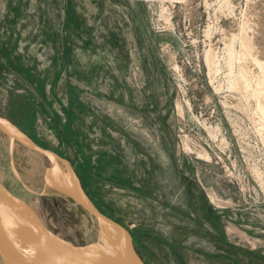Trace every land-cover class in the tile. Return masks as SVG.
I'll return each mask as SVG.
<instances>
[{
    "label": "rangeland",
    "instance_id": "1",
    "mask_svg": "<svg viewBox=\"0 0 264 264\" xmlns=\"http://www.w3.org/2000/svg\"><path fill=\"white\" fill-rule=\"evenodd\" d=\"M8 29L0 119L68 159L145 264H264V0H0V47ZM58 163L0 131V183L101 242Z\"/></svg>",
    "mask_w": 264,
    "mask_h": 264
},
{
    "label": "water",
    "instance_id": "2",
    "mask_svg": "<svg viewBox=\"0 0 264 264\" xmlns=\"http://www.w3.org/2000/svg\"><path fill=\"white\" fill-rule=\"evenodd\" d=\"M0 131L23 146L49 157L53 162H61L72 184L64 185L62 189L104 229H109L112 236L116 235L120 239L121 245L117 243L116 246L126 255L124 261L117 260L90 250L97 247L98 243L79 246L66 241L50 231L25 200L0 183V258L3 264H83L73 263L71 259L74 257L84 260V264H145L137 253L128 230L94 205L68 159L8 127L2 119ZM15 212L21 214L25 220L23 230L16 228L18 225H15Z\"/></svg>",
    "mask_w": 264,
    "mask_h": 264
},
{
    "label": "bare ground",
    "instance_id": "3",
    "mask_svg": "<svg viewBox=\"0 0 264 264\" xmlns=\"http://www.w3.org/2000/svg\"><path fill=\"white\" fill-rule=\"evenodd\" d=\"M5 123L8 127L13 129V127L9 123H7V122H5ZM59 170H61V171H59ZM49 173H50V170H49ZM66 173L67 172H66L65 168L55 170V172H53L52 181H50V183L52 182L54 185H56L58 188H61V189L62 188L64 189V185H68V186L70 185L71 186L72 184H70V181L67 178ZM14 215L16 216L15 221L17 223V224L15 223V225H18L17 227L16 226H14V227H16L19 230H23L24 224H25L24 218L22 217L21 214H19L17 212H15ZM103 234H104L103 240L98 243L97 247H95L93 249L91 248L90 250L94 251L96 253H99L100 255L106 254L113 259L124 261L126 255L122 254V251L120 250V248L116 246L117 243H118V245L119 244L121 245L120 239L116 235L112 236L109 229H104ZM78 260L75 257L71 259V261L73 263H83V264L85 263L84 260H79V261Z\"/></svg>",
    "mask_w": 264,
    "mask_h": 264
},
{
    "label": "crops",
    "instance_id": "4",
    "mask_svg": "<svg viewBox=\"0 0 264 264\" xmlns=\"http://www.w3.org/2000/svg\"><path fill=\"white\" fill-rule=\"evenodd\" d=\"M14 31H15V29H13ZM2 35V34H1ZM18 37H19V34L17 35L16 33H11V31H10V29H8V31H6V34L2 37V40H3V42H2V47H0V50H2L3 52H4V54H11V57H16V59L15 60H17V61H21V59L23 58V56H22V52H19L18 54H16V56H14L12 53H11V50L13 49L14 50V48H16V46H17V43H18ZM5 40H7L8 41V44H7V42H5ZM59 41V40H58ZM8 46V47H7ZM6 47V49H4ZM25 47H26V45H25ZM21 48V47H20ZM26 50V49H25ZM10 57V56H9ZM10 57V58H11ZM41 57V56H40ZM72 58H71V61L72 62H74L75 61V58H76V60H77V57H73V56H71ZM67 59V56H65L64 54H62L60 57H58L57 58V60H56V62H57V70L54 72V74H55V77L56 78H59V76H60V74L62 73V71H65V74L68 76L69 75V77H70V75H71V66H70V63L68 62V60H67V63H68V68L65 70V69H62V68H64L63 66H65V64H64V62H65V60ZM69 59V58H68ZM36 61H38V58H37V56H36ZM35 61V62H36ZM39 62V61H38ZM37 63V62H36ZM62 69V70H61ZM22 70H24V73L26 74V73H28L30 76H31V74H30V72H31V70H30V68H29V70H28V68L27 67H23L22 68ZM21 71V70H20ZM24 74V76L26 77V75ZM21 75V74H20ZM53 89H54V87H52V91H53Z\"/></svg>",
    "mask_w": 264,
    "mask_h": 264
},
{
    "label": "trees",
    "instance_id": "5",
    "mask_svg": "<svg viewBox=\"0 0 264 264\" xmlns=\"http://www.w3.org/2000/svg\"><path fill=\"white\" fill-rule=\"evenodd\" d=\"M93 202H94V201H93ZM94 204H95V203H94ZM95 205H96V204H95ZM96 206H97V208H98L102 213L106 214L108 217H111V215H109V214L107 213V211L101 209V208L99 207V205H96ZM111 218L114 219L115 221H117V222L120 223V219H117V218H114V217H111ZM220 239L224 240V242L226 241V239H224V237H223V238L220 237Z\"/></svg>",
    "mask_w": 264,
    "mask_h": 264
}]
</instances>
